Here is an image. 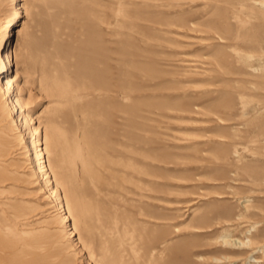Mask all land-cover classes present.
I'll list each match as a JSON object with an SVG mask.
<instances>
[{
  "label": "rangeland",
  "instance_id": "obj_1",
  "mask_svg": "<svg viewBox=\"0 0 264 264\" xmlns=\"http://www.w3.org/2000/svg\"><path fill=\"white\" fill-rule=\"evenodd\" d=\"M114 2L96 0L92 12L97 15V24L90 30L89 24L84 23V12L53 9L50 11L56 19L51 23L47 9L53 6L42 0H0V81L5 65L6 27L15 17L17 4L24 5V18L15 33L20 59L11 73V77L19 78L13 89V96L20 100L18 111H12L9 98L0 94V125L6 128L10 143L0 150V163L7 159L10 169L0 182V244L4 246L0 247V264H95L88 251L81 250L79 235L71 239L68 233L74 224V213L67 208L59 213L53 207L48 188L55 187L54 175L46 167L51 180L47 188L33 174L26 147L28 139H34L36 146L44 143L47 109L58 113V130L72 135L73 131L83 133L99 108L104 118L97 126L96 120L88 125L87 131L96 130L100 139L113 136L110 130L114 123L110 121L117 119L119 107L115 98L92 96L77 104L70 93L71 85L80 83L77 65L90 55L89 39L99 44L104 83L132 88L133 128L129 143L142 148L141 153L146 155V159L140 153V157L138 153L133 157H137V163L146 161L144 179L152 190L148 192L147 204L131 205L116 194L106 196L108 199L101 196L102 222L85 213L89 228L80 221L77 232L83 236L89 233L102 245L109 241L110 246L116 247L117 257L109 260L117 264L125 249H129L125 254L132 259L131 264H250L252 254L264 261V10L241 7V2L249 5L253 0H124L116 23L114 15L119 6ZM76 3L91 12L84 0ZM202 15L206 17L200 19ZM214 20L220 27L224 25V35L239 34L248 40L230 37L243 53L252 55L250 65L257 70L236 63V53L228 47L231 43L219 44L213 53L199 47V41L215 36L207 27ZM195 21L199 25L195 26ZM108 23H116L118 36H113ZM26 40L30 54L23 58ZM206 54H213L210 60L228 67L231 62L230 67L234 68L228 75L232 81L221 83L220 93L206 95L195 91V58L207 57ZM238 78L243 81L236 82ZM61 90L64 91L59 93ZM88 103L90 111L83 117ZM76 104L77 115L73 110ZM19 112L24 115V129L16 123ZM103 169V176H108ZM70 183L75 187L74 179ZM101 185L103 190L108 189L105 181ZM57 191L61 194L63 190L58 187ZM246 204L251 206L249 211ZM135 207H143L147 215H127ZM68 212L71 221L66 224L63 216L70 215ZM128 217L136 228L125 243L120 229ZM254 226L250 233L248 230ZM116 229L122 235L112 238ZM224 235L239 240L253 236L257 242L239 248L224 243ZM164 240L170 241L168 247L151 257L150 248ZM131 246L138 250L137 255Z\"/></svg>",
  "mask_w": 264,
  "mask_h": 264
},
{
  "label": "bare ground",
  "instance_id": "obj_2",
  "mask_svg": "<svg viewBox=\"0 0 264 264\" xmlns=\"http://www.w3.org/2000/svg\"><path fill=\"white\" fill-rule=\"evenodd\" d=\"M14 1H19V0H14ZM28 1L33 2L34 0H28ZM42 1H44V4H46V5L48 4V6L49 5L53 6V7L49 6L47 9L48 17L50 18L51 23H55L56 17H55V15H53L52 11H50V10L63 7V8L69 9L70 12L73 11L74 13L75 12H77V13L78 12H82V13L84 12L85 13L84 23L89 24L90 30L95 28V26L97 24V15H94V13L92 12V8L96 7V0H84L85 5L89 4V6H85V7H87L91 11L90 13L86 12V10L82 9L81 6H84V5H78L76 3V0H55L52 2L50 0H42ZM114 3H116L119 6L117 8V11L115 12V15H114V18L116 19V23H118L119 18L123 12V10L120 6H123L124 0H115ZM17 7L18 8L16 10V14H15L14 19H12L6 27L5 49L3 52V59L5 60V65H4V70L2 71L3 79L0 81V94L2 97H6L7 99L9 98L8 99L9 107L14 112L18 111V107L20 104V100L16 99L13 96V89L15 87V84L18 82L19 78H18V75L14 78L11 77V73L15 71V68H16L17 63H18L17 60L19 58L17 56V51H16L17 44H16L15 33H16L18 27L21 25L23 18H24V15H23L24 5H23V3L17 4ZM241 7L245 8V9L250 8L253 10L262 9V11H263L264 10V0H253V3H251L249 5L245 4L244 2H241ZM258 13L259 12H257V14ZM262 13L264 15V12H262ZM257 14H255V15H257ZM205 17H206V15H202L200 17V19L205 18ZM248 17H250V16L248 15ZM253 17L255 18V16H253ZM256 17H258V16H256ZM236 18H238V17H236ZM100 19H101V17H99V20ZM222 21H223V19L220 22H222ZM213 22L215 24L214 23L208 24L207 27L211 31L215 32L216 34H215V36L208 35L206 37V39H202L201 41L198 42V45H199V47H201L202 50L210 51L211 53H213L216 51V49H219V47H218L219 44H230L234 38H236L235 40L248 41V40H246V38H244V36H241L239 34L236 36L231 35V32L228 30L229 34L231 35L230 37L233 38V39H231L229 36H227V34L226 35L223 34L224 25H222L223 27H220L219 24H216V22H218V20H214ZM116 23H114V24L108 23L109 24L108 27L110 30H112L113 36L119 35V33L116 29L117 28ZM196 25H199V24H198V22L195 21V26ZM242 28H243V25H242ZM90 33H92V31H90ZM89 42H90V46L88 49L89 51L87 50L88 52H90L89 57H87L86 61L82 60V62L77 65V70H78L77 77H78L80 83L78 82L79 84L78 85L76 84L75 87L71 85V89H70L71 92L70 93L72 94L73 102H75L77 104H79L80 102L82 104L83 100L85 101V99L87 100L92 96L94 98H95V96L97 98H102V97L103 98H112V97L115 98L116 102L119 104V107H116V108H118L117 109L118 115L116 117L117 119L115 120V122L110 121V122L114 123V127H112V129L110 130V133L113 136L110 139H109V136L108 137L105 136L103 139H100V137L97 135L96 130L93 132L87 131L88 125H90V124L93 125V122L96 120V126H97V124H99L98 122H99L100 118H102V117L104 118V115L99 110V108L97 111L93 112V113H95L94 117H93V119L89 120V124L86 126V130L83 131V133H80L79 131H73L72 135H70L67 131H64L61 129L58 130L57 123H56V116L58 115V113L55 111H50V109H47L49 111H48V114L46 113L47 117H46V129H45L44 143L43 144L38 143L39 146H36L35 145L36 142L34 141V139H28L26 141V147L29 149V152H30V160L32 161V165H33V167H32L33 174L37 175L42 181H44L47 188L49 187L48 183H50L51 180L46 173V167H48V169L50 170L52 175H54L55 187H52V188L49 187L48 188L49 189L48 190L49 196L52 199V202L54 203L53 207L59 213H61L64 210L63 208H67V210H69V211L71 210L72 213H74V217H75L74 224L72 225L73 226L72 229H70L68 232L71 239H74V237L79 235L78 243H81V248H82L81 250L83 252L88 251L89 257L91 259L95 260V264H117V263L111 262L109 260V257L110 258L112 256L116 257V255L114 254V250L116 247L110 246L109 241L103 245H102L101 240L96 242V240L91 235H89V233L86 236L79 234V232H77V231H80V226H79V224L81 223L80 221H82L81 224H83L84 227L89 228V226H88V224L84 218V214L89 213L90 215H94L99 223L102 222L101 221V213L103 212V210L101 209L100 202H99V198H101V196H105V197L108 196L109 197L110 195L112 196L113 194H116L117 197L121 198L125 202L131 203V205H135L137 203L138 204H147L146 198H150V193H148V192L151 191L152 189L149 188L150 186L148 185V182H146V180L144 179L145 175L147 173V171L144 168L145 166H147V164L145 163L146 161H141V162L137 163V162H135V159L137 157L136 158L133 157V155H135L136 153H138V155L140 153V154H142V157H144V159H146V155H145V153H141V151L143 150L142 148H135V146H133V144L129 143L130 140H132L131 139L132 135H131L130 129L133 128L132 127V121H131V113H132V110H131V104H132L131 103V99H132L131 91H132V88L130 86L125 87L124 85H119V84H118V86L111 87L112 85H109L108 82L104 83V81H106V80H104L103 77H101V68L103 66V63L101 61V59H102V57H101L102 54L100 53L101 50L98 49L99 46H97L99 44L92 39H89ZM101 42H103V41L101 40ZM24 43L25 44H24L22 56H23V58H28L29 57L28 54H30V49H29L30 43L28 40H26V42H24ZM19 45H20V43H19ZM237 45L233 44V43L228 45V47L230 49H232V51L234 53H236V56H237L236 63L237 64H243V65L246 64V65H248L246 67L252 68L253 66L250 65L252 55L250 53H243V51H241L242 49L240 50V48H238ZM259 45H261V44H259ZM101 48H103V47H101ZM20 49H21V47H20ZM258 49H262V48H257V50ZM19 52H21V50H19ZM58 52H61V51H58ZM107 55H109V54H107ZM206 55H207V57L200 55V56L195 58V73L197 74V76L195 77V84H197V86L195 87V91H197L198 94H206V95H207V93H208V95L220 93L223 90V89H221L222 88L221 83L224 84V83H228V82L232 81L231 79H228V75L230 74V70H232V69L234 70V68L231 69V67H230V65H232L231 62H229V67H228L223 62H214V61L210 60L209 57H211L213 54H206ZM81 56H82V54H81ZM120 62H121V60H120ZM106 68H108V66H106ZM253 68L256 69V66ZM261 68H262V66H261ZM113 69H115V68H113ZM260 70H262V69H260ZM113 74H117V73H113ZM115 77H117V76H115ZM238 79H236L235 81L236 82H242L243 81L242 79H239V80ZM245 81H246V79H245ZM201 82L204 84H201ZM253 83H255V82H253ZM229 85H231V84H229ZM224 86H226V85H224ZM112 88H114V89H112ZM246 89H247V87H246ZM232 90H234V89L232 88ZM63 91L64 90H61L59 93H62ZM238 94H240V93H238ZM260 95H262V93ZM232 96H233V94H232ZM246 96H248V95H246ZM249 96H250V94H249ZM257 96H258V94H257ZM241 98L243 100L245 99L243 97H241ZM91 100H92V98H91ZM105 100H107V99H105ZM112 101L113 100H111V102ZM231 102L233 103V101H231ZM113 103H114V101H113ZM226 103H224V104L227 105ZM249 103H250V101H249ZM77 104L73 107L75 115H77V112H78L76 110ZM118 104H116V105H118ZM233 104H232V106H233ZM259 104H261V103H259ZM90 105H91V103H88L86 105L88 109L86 108L87 109L86 111H84V110L82 111L83 117L87 116L86 114L90 111ZM229 106H230V104L227 107H229ZM260 108H262V106ZM198 109L201 110V108H198ZM102 110H104V108ZM263 110H264V108H263ZM230 111H231V109H230ZM248 111H249V109H248ZM253 112H254V110H253ZM206 114L208 115L211 113H206ZM105 116H107V115H105ZM256 116L257 115H255V117ZM111 117L112 116H110V118ZM216 118L221 120V122H226V120L223 118H218V117H216ZM16 123L17 124L19 123V125L21 127L20 129L25 128L24 127V115L20 112H19V114H17ZM39 126L40 125H38V127ZM38 127L36 128L37 130H38ZM234 129H236V128H234ZM8 136L9 135L6 131V128L3 127V125H0V150H2V151H3V149H6L7 147L10 146L9 140L7 139ZM92 139H93V141H92ZM44 155H46V156H44ZM2 156H4V155H2ZM139 157H140V155H139ZM1 161L2 162L0 163V182H3V180H5V177L8 176L7 172H9L10 169L8 167L9 164H8L7 159H3ZM45 164H46V166H45ZM65 166H66L67 170H70V173H68V171L65 169ZM102 168H104L103 170H106V173H108V176H103V174L101 172ZM5 169H7V170H5ZM72 179L75 180V187L72 186L70 183V181ZM102 181H105L107 183V185H108V189L106 188L107 190H105V189L103 190L101 188V186L103 185V184L101 185ZM217 182H219L218 179H217ZM107 185H105V186H107ZM58 187H59V189L63 190L61 194H59L57 191ZM110 187H112V188L115 187V189L111 188L112 189L111 190ZM261 187H262V184H261ZM257 190H259V189H257ZM160 201H162V200L160 199ZM246 202H249V200H246ZM109 205H110V203H109ZM112 205H116V204H112ZM115 207L116 206H114V208ZM244 207L247 211H249L251 209L250 204H246V205H244ZM159 208H161V207L159 206ZM68 213L70 215L63 216V221L66 224H69L71 221L70 220L71 212H68ZM195 213H197V211H195ZM127 215L135 217V215H147V212L145 211V209L143 207H135V210L134 211L130 210L129 214H127ZM40 219L41 218H36V220H40ZM116 224L118 226H120L119 220L116 221ZM134 228H136L134 221L132 219H130L129 217L126 218V222L123 224L122 228L120 229V230H123L124 236L122 238L125 240V243L129 242V239L132 238V235H133L132 232H133ZM255 228L256 227L254 226L252 229H249L248 231L251 233L253 231V229H255ZM120 230L116 229V231H114L111 234L112 238H116V237H119L120 235H122V231H120ZM26 232H28V231H26ZM122 238L120 239V242L123 240ZM222 239H223L224 243L231 245V246L232 245H238L239 248L240 247L254 246L257 242L255 237H253V236H247L246 240H239V239H232L231 235H224L222 237ZM169 243H170L169 240H164L159 245H157L155 247L152 246L149 250L150 256L154 257L157 253H162V251H164L165 248L168 247ZM119 245H120V243H119ZM0 247H4V246H2L0 244ZM127 250H129V249H125L120 253L121 262L119 264H131L132 259L129 256H126V254H125V252L126 253L129 252ZM130 250H132V252L135 255H137L138 250L134 249L133 246H131ZM262 263H264V261L262 259L257 258L254 256V254H252V260L250 261V264H262Z\"/></svg>",
  "mask_w": 264,
  "mask_h": 264
}]
</instances>
